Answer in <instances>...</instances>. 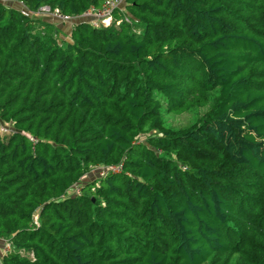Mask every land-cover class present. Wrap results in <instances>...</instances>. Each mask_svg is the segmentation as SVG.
I'll list each match as a JSON object with an SVG mask.
<instances>
[{
    "label": "trees",
    "instance_id": "trees-1",
    "mask_svg": "<svg viewBox=\"0 0 264 264\" xmlns=\"http://www.w3.org/2000/svg\"><path fill=\"white\" fill-rule=\"evenodd\" d=\"M103 2H0V264H264V0Z\"/></svg>",
    "mask_w": 264,
    "mask_h": 264
},
{
    "label": "built area",
    "instance_id": "built-area-1",
    "mask_svg": "<svg viewBox=\"0 0 264 264\" xmlns=\"http://www.w3.org/2000/svg\"><path fill=\"white\" fill-rule=\"evenodd\" d=\"M124 1L125 0H104L101 7H91L84 11L82 14L74 17L63 15L57 9L51 10L47 6H41L35 12H24L28 13L30 16H51L52 18H55L61 22L68 24H73L74 21H85L88 22L94 28H100L108 27L115 22L114 12L123 8ZM0 2L3 4H9V0H0ZM20 7L23 6L20 4ZM123 19L126 20L125 17H123ZM119 22H121V20H118L116 24H118ZM3 242V254H5L10 249V244L4 240Z\"/></svg>",
    "mask_w": 264,
    "mask_h": 264
},
{
    "label": "rangeland",
    "instance_id": "rangeland-1",
    "mask_svg": "<svg viewBox=\"0 0 264 264\" xmlns=\"http://www.w3.org/2000/svg\"><path fill=\"white\" fill-rule=\"evenodd\" d=\"M11 5V4H10ZM16 4H14L15 6ZM18 6H20V4H18ZM124 7V4H123ZM25 12L27 11V9L24 7H21ZM34 18L38 19V20H42V22L44 23H49L52 24L54 27V32L55 35H57L58 40H66L68 39V35L71 31V27L72 24H68V23H64L61 22L55 18H52L51 16H43V15H39V16H34ZM40 31H42L41 28H39ZM206 111V109L203 110H195V111H190L188 113H184L182 115H175L173 113L167 114L164 117L165 120V125L166 127L173 129V130H180V129H184L186 127L191 126L192 124H194L199 118H201V116L204 114V112ZM11 131V126L8 123H3L0 126V137H4L7 134H9V132ZM145 137L142 136L140 139L143 140ZM100 173V169H94L92 170L89 174H87L83 179V182H87L90 181L92 179H94L96 177V175H98ZM78 190H76L77 192ZM70 195L73 194V192L69 193ZM3 249H4V242L3 240H0V258L3 254Z\"/></svg>",
    "mask_w": 264,
    "mask_h": 264
}]
</instances>
